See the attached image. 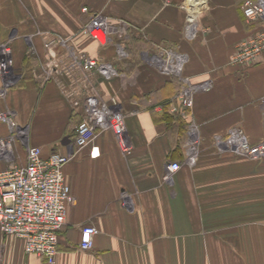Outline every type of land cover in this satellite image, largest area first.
Returning a JSON list of instances; mask_svg holds the SVG:
<instances>
[{
  "label": "crops",
  "instance_id": "0c3cea01",
  "mask_svg": "<svg viewBox=\"0 0 264 264\" xmlns=\"http://www.w3.org/2000/svg\"><path fill=\"white\" fill-rule=\"evenodd\" d=\"M244 1L0 0V40L9 41L14 59L11 84L0 74V105L25 132L14 143L17 160L27 161L28 145L41 146L45 156L71 155L64 174L73 200L55 264H264V157L214 144L234 127L252 143L264 139V53L252 63L231 61L238 43L264 25L244 15ZM95 11L111 18L107 44L86 31ZM55 38L61 42L50 50ZM164 49L185 56L180 74L155 64ZM72 50L117 66V76L94 74L91 86L117 97L129 153L110 129H99L88 146L75 145L83 106L74 107L68 94L84 97L86 86L43 72L52 56L66 59ZM186 77L210 83L192 107L177 97ZM9 133L0 121V136ZM92 145L99 156H91ZM171 161L181 167L166 180ZM7 166L0 159V169ZM87 225L98 229L89 250L80 246ZM0 264L50 263L0 228Z\"/></svg>",
  "mask_w": 264,
  "mask_h": 264
},
{
  "label": "built area",
  "instance_id": "2783aa9c",
  "mask_svg": "<svg viewBox=\"0 0 264 264\" xmlns=\"http://www.w3.org/2000/svg\"><path fill=\"white\" fill-rule=\"evenodd\" d=\"M83 10L89 11L90 9L84 6ZM243 12L248 19H264V0H245ZM122 24L121 32H125L127 21L122 20ZM112 27L109 16L95 11L92 13L91 21L86 25V31L101 44H107L111 40ZM190 31L193 32L192 29ZM55 42H61V38L48 41L47 46L50 50L54 49ZM7 51L12 54L9 41L0 40V74L7 78L6 85H9L12 82V68L9 71L8 65L12 64L13 58L11 57L9 62L4 60L3 56ZM118 53L125 57L128 51L126 47L121 46ZM263 53L264 25L257 34L246 37L238 43L231 61L234 64L252 63L258 60ZM184 61V55L168 49L155 55L154 59L155 64L163 72L170 74H180ZM43 72L48 78L55 73L65 74L73 78L75 84L80 81L86 86L84 97H81L83 93L78 98L74 92L68 94L73 100L74 107L83 106V117L76 127L74 136L75 145L88 146L99 129H110L116 134L122 150L125 153L131 151L132 146L126 143L127 139L123 135L127 131L126 115L119 107L117 97H105L95 86H91V78L94 74L102 78H112L119 74L113 62L72 50L66 59L52 56L51 60L45 64ZM183 79L184 83L177 97L184 106L192 107L196 92L200 89H208L210 83H194L188 77ZM176 109L175 106L171 108L172 111ZM0 121L10 126V133L0 136V159L8 162L7 167L0 169V228L4 234H12L24 239L25 250L28 253L37 254L48 263L55 264L59 252V232L66 223L67 204L73 200L71 187L64 174V166L70 160L71 155L52 153L45 156L41 146L28 145L27 161L19 162L14 151V143L16 138L25 135V132L18 127L12 112L4 110L1 105ZM214 144L220 150H228L253 159L264 157V139L252 143L244 129L240 127L231 128L226 135H216ZM99 154L98 146L92 145L91 156L97 157ZM196 160L194 143L190 146L187 161L193 164ZM180 167L179 162H169L164 178L170 179ZM97 232L98 229L94 225L84 226L81 248L92 249Z\"/></svg>",
  "mask_w": 264,
  "mask_h": 264
},
{
  "label": "bare ground",
  "instance_id": "6f19581e",
  "mask_svg": "<svg viewBox=\"0 0 264 264\" xmlns=\"http://www.w3.org/2000/svg\"><path fill=\"white\" fill-rule=\"evenodd\" d=\"M11 57L13 58V56H12V54H11V52L10 51H7L5 54H4V56H3V58H4V60L5 61H8V60H10L11 59ZM9 62V61H8ZM12 64H10L9 63V65H8V68L10 69V68H12V66H13V64H14V59H13V62H11ZM14 67V66H13ZM9 71H11V69L9 70ZM9 73H11V72H9ZM124 135V138L126 139V135L125 134H123ZM127 141V140H126ZM127 144H131V143H129V141H127L126 142Z\"/></svg>",
  "mask_w": 264,
  "mask_h": 264
},
{
  "label": "trees",
  "instance_id": "16d2710c",
  "mask_svg": "<svg viewBox=\"0 0 264 264\" xmlns=\"http://www.w3.org/2000/svg\"><path fill=\"white\" fill-rule=\"evenodd\" d=\"M165 109L168 111V108H166V106H165ZM171 115H172V114H169V115H167V116H168V117H171Z\"/></svg>",
  "mask_w": 264,
  "mask_h": 264
},
{
  "label": "rangeland",
  "instance_id": "374dc122",
  "mask_svg": "<svg viewBox=\"0 0 264 264\" xmlns=\"http://www.w3.org/2000/svg\"><path fill=\"white\" fill-rule=\"evenodd\" d=\"M122 20H125V19H121V22H122Z\"/></svg>",
  "mask_w": 264,
  "mask_h": 264
}]
</instances>
